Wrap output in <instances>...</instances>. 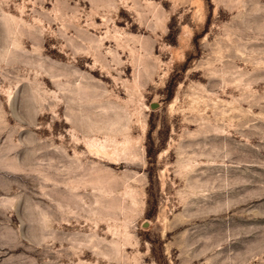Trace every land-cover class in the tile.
I'll return each instance as SVG.
<instances>
[{"label":"rangeland","instance_id":"1","mask_svg":"<svg viewBox=\"0 0 264 264\" xmlns=\"http://www.w3.org/2000/svg\"><path fill=\"white\" fill-rule=\"evenodd\" d=\"M0 264H264V0H0Z\"/></svg>","mask_w":264,"mask_h":264},{"label":"water","instance_id":"2","mask_svg":"<svg viewBox=\"0 0 264 264\" xmlns=\"http://www.w3.org/2000/svg\"><path fill=\"white\" fill-rule=\"evenodd\" d=\"M156 107H157V104H154V103H153V104L150 105V109H151V110L156 109Z\"/></svg>","mask_w":264,"mask_h":264}]
</instances>
